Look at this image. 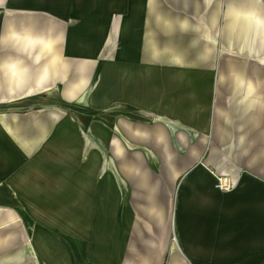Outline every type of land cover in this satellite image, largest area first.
<instances>
[{"label":"crops","instance_id":"crops-1","mask_svg":"<svg viewBox=\"0 0 264 264\" xmlns=\"http://www.w3.org/2000/svg\"><path fill=\"white\" fill-rule=\"evenodd\" d=\"M0 264H264V0H0Z\"/></svg>","mask_w":264,"mask_h":264},{"label":"rangeland","instance_id":"rangeland-1","mask_svg":"<svg viewBox=\"0 0 264 264\" xmlns=\"http://www.w3.org/2000/svg\"><path fill=\"white\" fill-rule=\"evenodd\" d=\"M46 100V98L44 96H41L39 97V100L35 101V104H23L22 106L19 107L18 111L19 110H30V109H35V108H44L45 105H47L48 103V100ZM81 106L83 107H86L88 106L89 107V104L86 102V101H83V103L81 104ZM103 119V121L107 124H109L110 122V118L108 117V115H102L101 117Z\"/></svg>","mask_w":264,"mask_h":264},{"label":"built area","instance_id":"built-area-1","mask_svg":"<svg viewBox=\"0 0 264 264\" xmlns=\"http://www.w3.org/2000/svg\"><path fill=\"white\" fill-rule=\"evenodd\" d=\"M215 177L217 178V182L215 185L216 189L223 192H229L234 189L235 184L231 179L225 177H218L216 175Z\"/></svg>","mask_w":264,"mask_h":264},{"label":"bare ground","instance_id":"bare-ground-1","mask_svg":"<svg viewBox=\"0 0 264 264\" xmlns=\"http://www.w3.org/2000/svg\"><path fill=\"white\" fill-rule=\"evenodd\" d=\"M57 142V141H56ZM15 143V142H14ZM56 145V144H55ZM40 152H43V151H40ZM9 153V152H8ZM14 153V152H13ZM50 153V152H49ZM57 153V152H56ZM55 154V153H54ZM45 155H47V154H45ZM10 157V156H9ZM43 157V156H42ZM13 162H14V159L12 160ZM12 162V163H13ZM177 239L176 238H174V242L176 241Z\"/></svg>","mask_w":264,"mask_h":264}]
</instances>
